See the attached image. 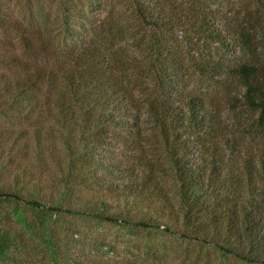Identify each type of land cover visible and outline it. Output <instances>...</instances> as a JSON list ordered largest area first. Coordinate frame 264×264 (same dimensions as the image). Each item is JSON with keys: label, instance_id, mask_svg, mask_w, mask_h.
<instances>
[{"label": "trees", "instance_id": "trees-1", "mask_svg": "<svg viewBox=\"0 0 264 264\" xmlns=\"http://www.w3.org/2000/svg\"><path fill=\"white\" fill-rule=\"evenodd\" d=\"M42 1L0 0V261L28 231L78 264L61 213L176 236L141 264H264V0Z\"/></svg>", "mask_w": 264, "mask_h": 264}, {"label": "rangeland", "instance_id": "rangeland-1", "mask_svg": "<svg viewBox=\"0 0 264 264\" xmlns=\"http://www.w3.org/2000/svg\"><path fill=\"white\" fill-rule=\"evenodd\" d=\"M30 0H4L15 9L22 8L29 15ZM36 6V11L41 18L52 17L58 20L59 14L53 4L49 2L32 0ZM81 8L87 11L91 21L94 23L103 22L104 18L109 14V10H116L117 7H126L123 4L114 5L111 0H81ZM131 12V11H130ZM81 13V12H80ZM129 15V13H126ZM85 32V30H84ZM58 45L64 48L66 42L70 38L62 35L57 38ZM57 45V46H58ZM123 48L129 53L134 54L138 49L135 47L133 40L122 42ZM1 124H11L6 118L0 119ZM110 145L105 152L108 159L112 158V162L125 160V155L121 150V145L116 139H109ZM15 204V203H13ZM21 207H25V202L20 201ZM57 222L59 232L57 234L64 240L70 250L76 263L82 264H141L148 262L154 258V253L158 252L160 247L167 244L170 250L171 243L176 236L167 235L161 231L147 233L140 231L134 233L123 229L117 224L98 223L87 220L84 217L66 216L58 213L54 215ZM17 227V225H13ZM21 229V224L18 225ZM24 243L13 246L8 251V255L0 264H48V256L43 248V239L40 235L26 232ZM21 241V239H18ZM174 249V248H173ZM161 250V249H160ZM174 253H178L176 250ZM170 264V263H168ZM177 264V263H172Z\"/></svg>", "mask_w": 264, "mask_h": 264}]
</instances>
